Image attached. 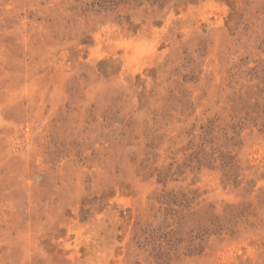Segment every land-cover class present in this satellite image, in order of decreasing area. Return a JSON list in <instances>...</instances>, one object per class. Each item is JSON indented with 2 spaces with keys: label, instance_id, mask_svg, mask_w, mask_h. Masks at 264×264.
I'll return each instance as SVG.
<instances>
[{
  "label": "rangeland",
  "instance_id": "1",
  "mask_svg": "<svg viewBox=\"0 0 264 264\" xmlns=\"http://www.w3.org/2000/svg\"><path fill=\"white\" fill-rule=\"evenodd\" d=\"M0 264H264V0H0Z\"/></svg>",
  "mask_w": 264,
  "mask_h": 264
}]
</instances>
